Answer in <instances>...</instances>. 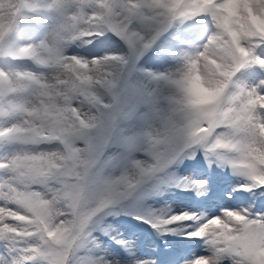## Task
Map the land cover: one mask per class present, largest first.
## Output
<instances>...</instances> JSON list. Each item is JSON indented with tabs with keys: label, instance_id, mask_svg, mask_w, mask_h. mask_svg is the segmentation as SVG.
I'll list each match as a JSON object with an SVG mask.
<instances>
[{
	"label": "snow or ice",
	"instance_id": "snow-or-ice-1",
	"mask_svg": "<svg viewBox=\"0 0 264 264\" xmlns=\"http://www.w3.org/2000/svg\"><path fill=\"white\" fill-rule=\"evenodd\" d=\"M49 13L59 21L51 30ZM30 16L37 17L39 37L11 40L21 18ZM201 17L210 18L215 30L195 52L179 54L176 71L147 73L153 88L124 80L131 59L138 62L164 34ZM108 33L128 55L64 53L68 41L92 43ZM257 50L264 53V0H0V57L47 72L0 70V118L13 121L0 128V140L55 146L0 161V264H113L90 254L89 244L100 248L90 230L94 218L113 214L157 174L201 150L210 166L243 178L239 190L264 196V80L228 91L241 69L264 68ZM197 76L219 89L211 106L189 103ZM161 85L169 90L163 98ZM144 105L150 108L145 127L123 135L122 122ZM117 140L149 159H130L119 175L105 179L113 162L107 153ZM97 185L101 190L93 195ZM177 187L195 189L197 196L210 192L205 180ZM135 219L158 237L182 240L146 254L116 240L130 257L125 264H181L183 241H203L210 253L190 264H264V215L248 209L223 208L207 220L194 212Z\"/></svg>",
	"mask_w": 264,
	"mask_h": 264
},
{
	"label": "rangeland",
	"instance_id": "rangeland-1",
	"mask_svg": "<svg viewBox=\"0 0 264 264\" xmlns=\"http://www.w3.org/2000/svg\"><path fill=\"white\" fill-rule=\"evenodd\" d=\"M47 21V30H51L59 22L57 14L50 13ZM25 29L26 26L21 22L20 28L13 33L10 39L20 41L21 36L24 35L30 37L32 41H35L36 37L30 35ZM214 30L210 18L205 17L178 25L175 36L176 38L179 37V39L175 40L174 43L163 42L158 46L161 49V53H168V55L162 57L160 53L154 52L149 59L138 63L136 65L137 68L130 66V60L124 69V80L129 85L135 87H155V85L150 83L147 73L159 74L176 71L180 67V62L177 59L179 54L184 51L195 52L198 48L202 47ZM108 34L103 37H94L92 43H89L87 38L68 41L64 45V53L66 55H80L88 59L107 53L128 55L126 46L118 40L111 39ZM23 42L29 41L25 39ZM257 52L260 55H264L259 50ZM1 60L3 63H0V70L32 71L37 74L47 75V72L41 68H31L28 64L16 63L17 61L9 62L4 57ZM261 80H264V68L258 65H251L245 69H241L236 74L233 84L230 85L228 91L231 92L238 87H255ZM160 94L163 98L169 94V90L161 88ZM105 100L106 102L109 101L110 97L105 96ZM149 113V106L144 105L128 120L122 122L121 128L123 135L130 136L140 132L147 123ZM12 122L11 120L0 118V128L7 127ZM54 147L51 145H41L39 148H36L35 146H25L7 140H0V161L10 159L14 155L22 152L52 150ZM107 155L113 157V162L106 172V174L111 175H119L128 166L130 159H149L143 150L129 153L119 143V140L109 149ZM176 162L164 172L157 174L156 179L145 183L131 197L115 206L113 214L94 218L95 222L91 224L93 225L92 231L93 235L98 238L97 243L100 244V248L96 249L93 245L89 244L88 248L91 249V255L95 257L104 256L107 260L112 261L113 264H116L117 261H120V264H125L130 257L126 256L123 248H119L113 243H116V240H122L128 245H134L133 251L138 249L141 254L149 252L152 246L158 245L161 247L160 242L162 240L164 243L163 246L170 245L171 242L166 237H158L149 225H142L138 221L130 220L123 214L124 212L144 217L153 214H158L160 217H168L179 213L186 212L191 214L194 212L201 216L203 220L219 215L220 209L223 208L237 211L248 209L256 215H264V196H254L251 193L239 190L240 184L244 182L243 178L234 174L232 169L228 167L220 166L216 163L210 166L204 152L198 151L192 159L183 156ZM209 171L213 174L212 178L207 174ZM175 173H179L180 176L187 178L188 184H192L197 180H205L210 188V192L206 191L205 195L200 197L194 193L191 195L192 190L195 189L183 192L177 190L178 192H175L163 188L161 189L162 193H159V185L164 180H170L173 187L175 186ZM3 179L4 174L0 175V183L3 182ZM178 184L182 185V182ZM2 194V191H0V195ZM191 199L194 200L192 201ZM200 200L207 201L206 207L199 205ZM0 203H4V201H0ZM136 229H142V231L138 233L135 231ZM103 231H107L109 235H103ZM108 241H112V243ZM186 247L189 249L187 245ZM189 247L192 255L189 258L182 256L181 264H190L192 260L199 256L210 255L205 250L206 245L204 243L199 245L193 243Z\"/></svg>",
	"mask_w": 264,
	"mask_h": 264
},
{
	"label": "clouds",
	"instance_id": "clouds-1",
	"mask_svg": "<svg viewBox=\"0 0 264 264\" xmlns=\"http://www.w3.org/2000/svg\"><path fill=\"white\" fill-rule=\"evenodd\" d=\"M6 7V6H5ZM198 81L196 85V90L194 91L192 87L189 88V103L193 107L198 106H211L215 100L218 98L219 89L209 87L200 77L194 78ZM161 88H166V86L161 85ZM167 89V88H166ZM111 174H106L104 178L107 179ZM101 190L100 185H97L93 189V195L99 194Z\"/></svg>",
	"mask_w": 264,
	"mask_h": 264
}]
</instances>
